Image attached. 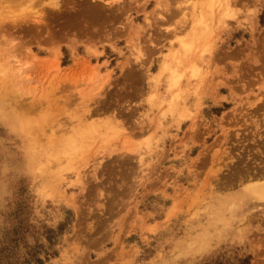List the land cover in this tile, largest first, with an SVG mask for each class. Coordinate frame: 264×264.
<instances>
[{
	"label": "rangeland",
	"instance_id": "obj_1",
	"mask_svg": "<svg viewBox=\"0 0 264 264\" xmlns=\"http://www.w3.org/2000/svg\"><path fill=\"white\" fill-rule=\"evenodd\" d=\"M264 0H0L2 264H264Z\"/></svg>",
	"mask_w": 264,
	"mask_h": 264
},
{
	"label": "bare ground",
	"instance_id": "obj_2",
	"mask_svg": "<svg viewBox=\"0 0 264 264\" xmlns=\"http://www.w3.org/2000/svg\"><path fill=\"white\" fill-rule=\"evenodd\" d=\"M249 191L257 197H264V184H255L248 186Z\"/></svg>",
	"mask_w": 264,
	"mask_h": 264
},
{
	"label": "trees",
	"instance_id": "obj_3",
	"mask_svg": "<svg viewBox=\"0 0 264 264\" xmlns=\"http://www.w3.org/2000/svg\"><path fill=\"white\" fill-rule=\"evenodd\" d=\"M37 262H38V264H44V262L40 259H37ZM0 264H2V263L0 262Z\"/></svg>",
	"mask_w": 264,
	"mask_h": 264
}]
</instances>
